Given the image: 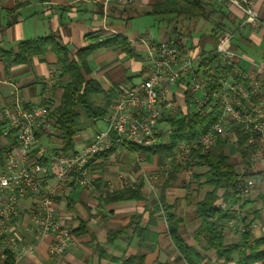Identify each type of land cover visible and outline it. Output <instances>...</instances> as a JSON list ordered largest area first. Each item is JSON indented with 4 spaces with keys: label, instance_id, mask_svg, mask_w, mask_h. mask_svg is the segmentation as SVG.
Returning a JSON list of instances; mask_svg holds the SVG:
<instances>
[{
    "label": "crops",
    "instance_id": "0c3cea01",
    "mask_svg": "<svg viewBox=\"0 0 264 264\" xmlns=\"http://www.w3.org/2000/svg\"><path fill=\"white\" fill-rule=\"evenodd\" d=\"M155 1L132 0L120 4L116 0H0V49L16 53L20 41L54 35L73 53L90 43L89 35L100 39L116 33L124 35L134 50L133 57L119 49L99 47L87 58L89 73L86 78L95 79L103 90L92 95V99L107 113L118 89L134 85L143 78L151 43L181 38L186 45L210 50L215 43L220 11L229 13L236 20L242 16L236 7L223 4L220 7L213 1L216 5L207 19L159 21L158 17L147 14ZM255 1L260 26L257 29L239 27L232 46L242 55L239 61L242 72L264 80V0ZM143 15L151 19L138 24ZM198 21L205 24L201 31L195 26ZM221 22L226 28L233 27L229 18ZM152 26L158 28L155 33L149 30ZM66 82L67 77H59L57 58L50 49L41 57L11 63L8 68H5L0 53L1 112L10 111L12 97L17 96L27 105L43 106L48 113L59 105ZM170 89L169 96H177L179 102L174 117L194 110L190 101L177 95L182 89L180 84ZM46 101L52 103L48 108ZM105 117L106 114L103 119L96 120L100 125L87 119V124L74 137V150L80 149L96 131L105 127ZM161 127L163 130L171 128L167 120ZM168 137L169 134L164 132L158 142H166ZM37 139L39 144L56 147L45 135ZM10 142V138L0 136V149H8ZM224 147L225 153L233 152L229 157L235 169L240 171L243 164L240 152L235 153L232 146ZM172 162V157L159 161L157 153L116 147L105 163L97 162L89 168L90 185L62 189L54 199L53 206L61 223L72 231L73 243L68 249L62 255L51 257L47 253L50 237H44L32 252L16 257L12 253L14 264H120L128 256H142L143 261L137 264H188L168 235L164 207L172 206V211L182 220L180 236L187 244L195 245L192 233L199 225V218L194 212V204L203 198L208 187L198 186L203 178L188 182L181 168ZM254 168L253 172L264 171V163H256ZM172 169L176 171L169 176ZM205 170L204 166H196V174ZM125 187L137 189L138 197L113 196ZM246 198L251 203L245 208L250 214L248 219L252 220L251 233L255 238L264 237V178L256 180L254 191ZM34 207L35 195L25 196L19 203L18 215L12 218V230L20 240L18 249L32 239ZM81 225H84V231L78 233ZM113 231L118 235L109 240V232ZM234 239L236 235L229 231L227 243ZM203 253L210 264H236L235 254L232 260L224 261L212 248ZM251 264H264V258Z\"/></svg>",
    "mask_w": 264,
    "mask_h": 264
},
{
    "label": "built area",
    "instance_id": "2783aa9c",
    "mask_svg": "<svg viewBox=\"0 0 264 264\" xmlns=\"http://www.w3.org/2000/svg\"><path fill=\"white\" fill-rule=\"evenodd\" d=\"M116 1L128 4L132 0ZM213 1L236 7L242 15L239 27L260 26L255 0ZM233 36L231 30H223L210 50L186 45L181 38L151 43L141 81L117 90L106 113L105 127L72 152L39 144L36 132L51 131L47 110L27 105L13 96L10 111L5 110L9 124L2 134L11 142L0 165V259L6 256V250L16 254L14 257L32 252L44 237H50L49 256L62 255L68 249L73 243L72 231L61 223L54 199L62 189L91 184L89 160L93 155L111 149L115 143L150 147L164 132L170 134L171 128L163 130L161 123L178 113L177 96H169L173 85H181L177 95L190 101L194 111L211 110L213 106L218 111L206 132L181 140L175 147L172 164L181 168L188 182L196 173L194 151L204 153L218 140L236 144L239 134L249 154L238 172L251 173L256 163H264L263 79L242 72L239 66L242 55L232 48ZM233 77L246 79L248 83L236 82ZM238 185L243 194H250L255 189V179L247 176ZM29 195H35L32 239L18 249L20 240L12 230V218L18 215L21 199ZM218 204L238 210V203L227 198L222 197ZM229 225L234 228L235 223ZM237 228L242 230L240 225Z\"/></svg>",
    "mask_w": 264,
    "mask_h": 264
},
{
    "label": "trees",
    "instance_id": "16d2710c",
    "mask_svg": "<svg viewBox=\"0 0 264 264\" xmlns=\"http://www.w3.org/2000/svg\"><path fill=\"white\" fill-rule=\"evenodd\" d=\"M215 5L213 0H156L150 5L147 14L158 17L159 21L166 20L167 22L177 18L181 20L207 19ZM217 5L222 6L218 3ZM224 18H229L233 27L226 28L221 22ZM239 22L240 19L236 20L229 13L220 11V18L216 21L214 42L218 34L226 29L231 30L235 36L236 31L239 30ZM87 39L90 43L73 53L61 44L54 35L20 41L16 53L11 50L0 49L5 68H8L11 63L25 62L33 56L41 57L48 49L55 54L59 77H67L68 82L63 86L59 105L47 113L51 131L40 130L36 132V136L38 138L45 135L49 142L55 143L56 147H60L63 152L74 151V137L82 129L84 118L96 121L103 119L106 114L105 110L92 99V95L102 93L103 90L95 79L86 78L89 73L88 56L99 47L119 49L129 57L134 56V50L127 38L120 33L101 39L96 35H89ZM233 79L246 85L248 83L246 79L240 77H233ZM252 100L256 101V98L252 96ZM46 103L47 108L52 105L50 101H46ZM217 116V107L213 106L211 110L202 108L199 111H185L178 117H168L166 120L171 127V132L166 142H158L150 147L115 143L111 149L93 155L89 160V168L94 167L97 162L99 164L105 163L114 149L122 146L129 150L157 153L159 161L166 157H173L179 141L192 139L206 132ZM8 124L9 118L0 114V136ZM239 137L236 144L227 140H218L214 146L215 150H211L212 147L204 153L194 151L192 154V157L196 159V166L206 167L204 172L194 174L197 179L203 178L198 186L208 187L203 198L194 204V212L199 218V225L192 233L195 245L187 244L180 236L179 228L182 220L172 211V206L166 205L164 207L163 216L167 224L168 235L188 264H210V260L203 253L209 248L214 249L217 257L224 261L232 260L235 254L236 264H251L264 258V237L255 238L252 235L250 229L252 220L248 219L250 214L245 210L251 204L246 198L249 194H243L238 185L242 178L250 175L255 176V182L264 178V171L238 172L234 167V162L223 150L226 145L230 148L232 145H236L242 156V163L245 164L249 154L248 148L243 145L241 134ZM7 138L9 137L7 136ZM6 151V148L0 149V165L4 162ZM175 171L176 169H172L169 176H172ZM168 180L169 177L165 182ZM136 190L125 187L113 196L117 198L123 195L138 197ZM222 197L231 202H237L238 210L220 207L218 203ZM230 222L235 223L234 228L229 225ZM238 225L242 230L237 228ZM84 228V225H81L78 233L84 231ZM229 231L236 235V239L227 243ZM117 235V231L109 232L108 239L112 240ZM5 254L6 256L1 260L2 264H14L12 252L6 250ZM142 261V256H128L122 259L120 264H137Z\"/></svg>",
    "mask_w": 264,
    "mask_h": 264
},
{
    "label": "rangeland",
    "instance_id": "374dc122",
    "mask_svg": "<svg viewBox=\"0 0 264 264\" xmlns=\"http://www.w3.org/2000/svg\"><path fill=\"white\" fill-rule=\"evenodd\" d=\"M147 18H149V19H151V17H148L147 15H143V16H141L140 18H139V20L137 21V23L138 24H142V23H144L146 20H147ZM192 23L193 22H191L190 23V25L192 26ZM195 26H196V28L198 27V28H200L199 29V31H201V30H203V28L205 27V24L203 23V22H200V21H198L196 24H195ZM157 26H152L151 28H149V30H150V32L151 33H155L156 31H157ZM0 114H3V115H5V111H3V112H1L0 111ZM87 122H88V120L86 119V118H84L83 119V123H82V128L87 124ZM97 124H101L99 121L97 122V121H95ZM226 147H228V146H225L224 148H226ZM227 149V148H226ZM232 149H234V152L236 153L237 151H238V147L236 146V145H232ZM231 153H233V152H227V154L229 155V154H231ZM195 178V177H194Z\"/></svg>",
    "mask_w": 264,
    "mask_h": 264
}]
</instances>
